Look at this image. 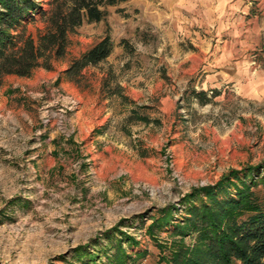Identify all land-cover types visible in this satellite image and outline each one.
<instances>
[{
  "label": "rangeland",
  "instance_id": "obj_1",
  "mask_svg": "<svg viewBox=\"0 0 264 264\" xmlns=\"http://www.w3.org/2000/svg\"><path fill=\"white\" fill-rule=\"evenodd\" d=\"M34 2L39 13L12 37L43 30L50 0ZM105 10L69 36L51 70L2 79L0 264H114V251L104 254L114 228L135 241L115 235L130 264H156V244L173 230L148 235L157 211L174 207L180 220L192 188L264 166V0H128ZM105 33L111 55L67 77ZM77 247L93 258L78 259Z\"/></svg>",
  "mask_w": 264,
  "mask_h": 264
},
{
  "label": "trees",
  "instance_id": "obj_2",
  "mask_svg": "<svg viewBox=\"0 0 264 264\" xmlns=\"http://www.w3.org/2000/svg\"><path fill=\"white\" fill-rule=\"evenodd\" d=\"M125 1L128 0H50V10L43 13V30L33 37L25 35L22 28L12 37V30L26 18L34 17L35 12L38 14L39 8L34 0H0V87L5 76L28 78L37 68L51 70V60L65 56L69 36L83 22L100 23L106 18V7ZM112 49L110 35L105 33L73 59L64 74L74 80L87 66H97L107 59ZM116 90L120 92L121 88ZM192 93L197 98L206 94ZM207 102L209 99L200 100L201 104ZM134 119L149 122L145 116ZM128 120L132 121V116ZM180 204L185 211L180 220H173L175 208L167 207L157 211L147 227L152 238L155 229L173 223L170 241L156 244V264H264V166L229 170L214 184L192 188ZM116 233L135 243L114 228L105 233L111 249H104V254L110 261L108 252L113 250L114 264H130ZM75 255L78 259L93 258L85 247H77Z\"/></svg>",
  "mask_w": 264,
  "mask_h": 264
},
{
  "label": "built area",
  "instance_id": "obj_3",
  "mask_svg": "<svg viewBox=\"0 0 264 264\" xmlns=\"http://www.w3.org/2000/svg\"><path fill=\"white\" fill-rule=\"evenodd\" d=\"M180 1V0H179Z\"/></svg>",
  "mask_w": 264,
  "mask_h": 264
}]
</instances>
